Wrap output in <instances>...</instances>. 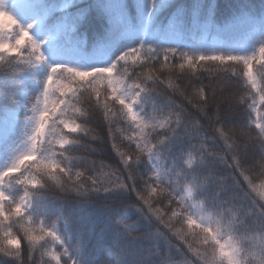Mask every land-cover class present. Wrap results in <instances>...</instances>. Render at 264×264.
I'll use <instances>...</instances> for the list:
<instances>
[{
    "label": "snow or ice",
    "instance_id": "6c2138e0",
    "mask_svg": "<svg viewBox=\"0 0 264 264\" xmlns=\"http://www.w3.org/2000/svg\"><path fill=\"white\" fill-rule=\"evenodd\" d=\"M221 4L216 0H193L190 5H184L178 0H109L105 5L109 27L95 43L97 51L110 57L107 64L90 68H81L66 63H51L44 48L51 42L53 47H59L65 43L74 42L81 48L87 45L86 37L79 29L89 18L87 5H80L76 0H0V13L10 18V28L0 30V43L5 46L0 51V62L6 57L14 54L15 63L21 67H13L8 76L10 83L6 84L4 91L0 92V98L11 111H17L19 105L18 96H25L30 99L24 87V81L31 79L38 85L39 92L36 96V104L32 111L34 117H27L25 127L31 125V132L27 134V150L22 154L24 157L36 158V171L30 176H20L16 183L23 186V195L19 198L10 196L5 190L9 177L15 173L19 176L23 165L21 156L16 149L11 148L8 152V159L3 168H0V218L9 219L13 216H22L25 209L32 204V197L36 193L30 189L42 186L41 176L57 181L56 173L62 165L57 156L63 157L65 161L73 159L71 155L63 151H48L44 149L40 137L46 129L42 127L43 121L52 117V123L59 126L53 131L57 133L55 145L61 148L79 144L75 139L80 133L88 135L91 139H99L94 131L89 130L81 121L86 117L85 105L88 101H95V106L104 110V120L108 124V136L115 139L114 133H120L121 139L127 140L135 145L136 162L140 156L147 153L149 156L154 151L150 143L153 132L159 130L164 135L158 138V143L168 140L166 130L174 122L179 125L181 114L187 112L182 105L177 104L173 96L183 97L193 109H196L200 119L212 122L214 131L224 140L229 150L233 144L228 143L237 135L232 129L215 127L214 117L218 118L222 111L220 103L215 105V112L212 111L211 99L217 95V87L211 83L204 85H192V92L187 91L186 86L175 84L167 79V89L171 95L162 94L159 90L166 80L161 79L164 70L179 68L190 69L193 75L198 68L212 63L218 65L212 70V75L217 72L228 74V80L220 85L223 90L228 83H237L240 88L247 87L253 92L252 103L249 107L257 112V100L264 105V83L259 79L258 72L264 68V16H252L246 12H240L232 17L227 23H218L216 13ZM25 19L22 21L20 17ZM163 18V19H162ZM34 29H38L42 35L37 37ZM23 36V39L20 37ZM137 39L134 46L119 48V40ZM19 40V43L16 41ZM250 48L251 51H242ZM26 49V51H25ZM118 49V54L114 50ZM185 49H187L185 51ZM228 49L225 53L223 50ZM240 50L243 54H240ZM236 51L237 54H233ZM175 59L177 63H171ZM159 65V68L156 65ZM46 66L47 71L43 77L37 79V69ZM227 65V67H224ZM234 66V67H229ZM59 77V78H58ZM223 79V77H221ZM104 85L103 88L99 87ZM228 106L223 108L226 117L233 114L232 103L235 100L239 103L245 102V95L242 91L230 93ZM118 106V111L111 107ZM179 109V110H177ZM123 122L126 127H120ZM259 125V134L264 136V122L255 121ZM116 125V127H113ZM187 130V129H186ZM8 127L4 129V136L7 137ZM199 134V133H198ZM240 136L248 133L244 130L239 132ZM51 143V142H50ZM114 149L120 156L123 169L111 172L114 179L105 181L109 186L106 190H127L134 194L152 214L160 218L163 210L153 208L152 197L157 195L155 187L148 186L146 195L143 191H137L138 184L136 170L133 168L132 151L120 152L119 145L114 143ZM92 147V145H88ZM44 150L45 155L41 156L40 151ZM158 158V157H157ZM75 159H85L88 164H94L87 156H76ZM191 163V161H189ZM235 171L243 177L248 188L255 192L261 200H264V183L257 186L246 170H242V158L232 156V165ZM156 167V166H154ZM264 167V165H262ZM120 173V174H118ZM122 173H127L126 177ZM160 169L156 167L155 175L159 177ZM64 176H71L74 182H79L83 173L75 171L70 167L63 168L61 173ZM109 173L101 171L89 177L92 183H97L96 176L104 177ZM236 184H241L237 177H233ZM58 183L63 186L62 181ZM82 186V185H81ZM186 195L192 199L193 187L186 188ZM143 216V209L137 208ZM179 213L173 212L176 216ZM147 219V216H144ZM60 217H57L59 220ZM83 219V217H81ZM223 215L215 218L207 213H202L200 227L210 234L213 243L216 244L214 256L208 257L199 249L191 248L189 251L197 255L203 264H239L235 253L239 250L238 242L230 235L221 239L222 235L229 232L233 220L225 222ZM124 236L133 235V226L127 223V218L121 216L117 221ZM188 225L195 222L191 216L186 220ZM62 229L53 221L47 224L40 219L37 227L29 226L25 229L27 240L31 249L43 247L44 254L48 257L50 264H66L71 259V264H81L76 256L87 255V241L81 239L79 231L76 233L75 242L71 243V236L66 237L65 232L70 231V221L63 219ZM120 232L105 243L97 242L95 253L97 258L102 257L105 252L114 254L112 264H127L126 257L129 255V248L126 240L119 239ZM145 239L159 240L163 238L166 244L167 237L162 232H149ZM20 240L11 234L8 235L7 247L17 249L20 247ZM84 264H86L84 260ZM163 264H171L170 261H163Z\"/></svg>",
    "mask_w": 264,
    "mask_h": 264
},
{
    "label": "clouds",
    "instance_id": "9594fccd",
    "mask_svg": "<svg viewBox=\"0 0 264 264\" xmlns=\"http://www.w3.org/2000/svg\"><path fill=\"white\" fill-rule=\"evenodd\" d=\"M76 2L80 3L82 0H76ZM212 2L215 4L216 0H212ZM261 16H264V14ZM11 24L10 18L0 13V30L10 28ZM20 39H23V36ZM16 42L19 43V40ZM4 49L5 46L0 43V51H4ZM15 60L16 57L12 54L6 57L3 62H0V75L5 77L4 87L10 83L8 76L11 74L12 68L21 67V65L15 63ZM258 76L260 81L264 83V68L259 70ZM38 92L39 89L37 88L35 95L30 96V99L25 96L17 97L19 100L17 108L23 111V122L13 148L21 156L23 168L19 176L13 173L9 177L8 185L10 187L6 186L5 188L10 196L17 199L23 195V186L16 183V181L20 176H30L36 171V158L24 157L22 154L28 148L25 141L27 140V134L31 132V125L28 128L25 127L26 118L35 116L32 108L36 104ZM242 92L245 95V102L239 103L234 100L232 111L239 110L246 113L247 119L235 124L226 123L227 117L221 111L218 118H213L214 124L215 127L232 129L236 133L237 130L239 132L244 130L248 133L246 136L236 135L237 138L233 144L234 151H232L231 156L235 155L237 158H241V153L246 154L249 147L253 146L256 150V158L247 166V169H245L242 162V170L257 174L260 182L264 183V167H262L264 165V136L259 134V125L252 119L251 113H253V110L249 107L251 103L248 102V98H252L254 93L249 92L247 87ZM0 102L5 105L2 98H0ZM5 107L7 106L5 105ZM111 107L118 111L116 104H112ZM100 109L95 106L94 100L88 101L85 105L87 115L81 121L89 130L97 132L96 136L98 137V130L94 129L90 121ZM58 126V124L52 123V117H48L43 121L42 127L46 131L40 139L43 141L44 149L48 151L55 150L56 152L63 151L71 155L73 159L65 161L63 157L57 156L62 165L60 171L56 173L57 181L44 175L41 176L42 186L30 189L36 194L32 197L31 206L25 209L24 215L13 216L9 219L0 218V264H50L48 257L44 254L43 247L35 250L31 249L25 232V229L29 226V221H31V226L35 228L40 219H43L47 224L56 221L58 225H61L63 219L68 218L70 231L65 232V236H71L70 242L74 243L77 231H79L81 239H84L86 230L88 232L95 230V219L92 213H86L84 216L74 215L75 210L69 208L70 203L73 201L92 203L94 198L98 196L110 195H119L127 197V199L118 207L110 202L102 204L107 212L103 227L111 229L113 236L120 232L119 239L132 242L144 240L148 244V247H144L141 255L133 257L132 253L129 252V255L125 258L127 264H163V261L159 259V246H154L152 240L144 238L146 233L157 231L164 233L169 241L170 248L183 253V264H203L197 255L189 251L190 246L199 249L208 257L214 256L216 244L213 243L210 234L200 227L203 222L202 213H207L213 218L223 215L226 218L225 222H228V220L234 221L229 232L222 235L221 239H226L230 235L238 242L239 250L235 255L239 260V264H264V200L253 196L248 186L234 183V176L230 183L229 177L213 166L215 153L206 146L211 137L206 133H202L203 123L199 114L189 117L187 114L182 113L179 125L173 120L169 129L166 130L169 139L164 143L157 142L158 138H161L164 133L159 130L153 132L150 143L154 147V151L151 156L145 153L136 162V154L132 150V166L136 170V179H138L139 173V179L142 181L138 185L137 191L146 192L148 186L157 189V195L152 197L151 206L163 210L160 218L152 216L148 209L136 199L135 195L127 190H106L109 186L99 176H96L97 183H92L89 177L95 174V170L91 169V174H89L88 161L75 159L76 156L85 157L87 156L86 153L95 150L93 146L88 147V145H92L89 142L91 138L82 132L75 137L80 141L79 144L61 148L54 143L57 133L53 129ZM91 140L96 141L98 139ZM77 153L80 154L77 155ZM45 154L44 150L40 151L41 156ZM154 166L160 169L158 178L155 175L156 167ZM65 167L72 168L73 175L75 171H81L83 175L80 181L74 182L71 176L62 175L61 173ZM141 168L143 169L142 173L140 172ZM58 181H62L63 186ZM189 186L193 187L194 190L192 199H189L186 195V188ZM137 208L143 209V216L137 211ZM173 212L179 214L173 216ZM122 215L127 218V223L133 226L135 240L124 236L120 231L122 226L117 221ZM144 216L148 218L145 219ZM189 216L195 222L191 226L186 223ZM57 217H60V219L57 220ZM141 225L147 226L143 232L140 231ZM9 234L20 240L19 248L9 249L7 247ZM75 258L81 261V264H84L83 257L76 256ZM114 259V254L110 252V259L107 264H112ZM66 264H71V259H68ZM218 264H223V262H218Z\"/></svg>",
    "mask_w": 264,
    "mask_h": 264
},
{
    "label": "trees",
    "instance_id": "16d2710c",
    "mask_svg": "<svg viewBox=\"0 0 264 264\" xmlns=\"http://www.w3.org/2000/svg\"><path fill=\"white\" fill-rule=\"evenodd\" d=\"M109 2V0H82V2L78 3L80 5H87L89 8V18L85 24H82L79 31L83 34L87 39V44L96 43L97 39L101 37L105 31L106 26L109 23L107 17V9L105 5ZM123 2V0H122ZM179 3L184 5H190L193 0H178ZM221 4L220 9L216 13V19L218 23H227L231 20L232 17L236 16L240 12H246L252 16H261L264 14V0H219ZM23 21L25 18L23 16L20 17ZM163 19V18H162ZM34 34L37 37H40L42 33L37 29H34ZM125 46H134L137 43V39H123ZM51 43V42H50ZM74 42L65 43V45H72ZM62 47V46H59ZM187 49H185L186 51ZM250 48L242 49V51H249ZM45 53L47 54V47L44 48ZM225 53L228 49L223 50ZM240 51V50H237ZM240 51V54L243 52ZM118 54V52H117ZM233 54H237L236 51H233ZM110 60L109 56H106L104 60L100 63L101 65L107 64ZM171 63H177L175 59L171 61ZM159 68V65H156ZM224 67H227L225 65ZM218 65L216 64H206L202 68H198L196 70V74L193 75L190 69L185 68L181 70L179 68H173L171 70H164L161 74V79L166 80L164 85L160 86V91L162 94L171 95L169 90L167 89V79H171V81L175 84H180L182 86L187 87V91L189 93L192 92V85L198 86L201 82L204 85H209L210 78L211 83L216 85L217 87V95L216 97L212 98L210 103L212 105V111L215 110V105L220 103L223 108L228 106V96L230 93L243 91L240 88L239 84L237 83H228L225 88L222 90L220 88L221 84H224L225 81L228 80V74L217 72L215 75H212V70L217 69ZM223 77V79H221ZM167 78V79H166ZM29 80L24 81V87L26 91H28L27 84H29ZM4 81L5 77L0 75V92L4 91ZM99 87L103 88L104 85H100ZM173 99L176 101L177 104L182 105L184 108L187 109V112L190 114L189 117L197 116L198 113L196 109H193L191 105L181 96L175 95ZM257 100V112L251 113L252 119L254 121L260 120L264 122V105H261L259 98L256 97ZM248 102L252 103V98H248ZM7 111L3 102H0V116L3 115ZM104 110L100 109V111L94 116L90 123L94 127V129L98 130L99 139L96 141H92L89 139V142L92 144L94 151H90L86 153L87 157L90 161H94V164H90V173L91 169H94L96 173H100L101 171L109 173L108 176L104 177L105 181H110L114 179L111 176V172L117 169L122 170L123 165L120 160V156L117 154V149L113 148V144L116 143L119 145L120 152H129L135 149L134 144H130L129 141L121 139L120 133H114L115 139H111L108 136V124L105 122L103 117ZM232 121H228L226 119V123H239L243 122L247 119V114L244 112H240L239 110L233 112L231 115ZM203 129L202 133H206L211 139L207 142V147L214 151L215 159L213 161V166L221 173L227 175L229 177V182L231 183L232 177H237L241 184L247 187V184L243 181V177L239 175V172L235 171V165L233 164L231 168L228 167L229 164H232V156L231 153L234 149L229 150L225 145L223 139L220 138L219 134L214 131L212 122L209 120L202 119ZM116 127V125H113ZM120 127L124 128L126 125L123 122H120ZM231 127V125H229ZM94 135L97 132L94 131ZM237 135H239V131L237 130ZM237 137L234 136L232 139L228 141V143H232ZM80 153H77L79 155ZM242 162L244 164L245 169L247 166L256 158V150L253 146L249 147V151L245 153H241ZM140 172H143V169H140ZM258 172V169H257ZM120 174V173H118ZM126 177V173H122ZM247 174L251 177L253 182L259 186L261 184L260 180L257 178V174L249 173ZM138 185L142 183L139 179H137ZM264 191V189H260ZM147 193L145 192V195ZM251 194L256 198L259 196L251 191ZM127 197L119 196V195H110V196H98L94 198L92 203L87 202H80L77 203L75 201L71 202L69 205L70 209L75 210L74 215L79 214L84 216L86 213H92L95 219V230L92 232L85 231L84 239L87 241V248L88 252L87 255L83 257L86 264H107L110 259V252H105V254L100 257L99 259L95 253V245L99 241H103L107 243L111 237L112 232L109 228H104V219L107 215L106 210L102 207L103 203H112L114 206H119ZM62 229V224L60 225ZM147 226L141 225L140 231H145ZM103 229V230H101ZM153 245L159 246V259L162 261H170L171 264L179 263V261L184 260L183 253L177 252L175 249L169 247L165 241L160 238L159 240H152ZM127 247L129 248L130 252L132 253L133 257L141 255L143 252L144 247H148L147 242L144 240L139 241H125Z\"/></svg>",
    "mask_w": 264,
    "mask_h": 264
},
{
    "label": "rangeland",
    "instance_id": "374dc122",
    "mask_svg": "<svg viewBox=\"0 0 264 264\" xmlns=\"http://www.w3.org/2000/svg\"><path fill=\"white\" fill-rule=\"evenodd\" d=\"M94 54V56L95 55H97V53L95 52V53H93ZM83 57L82 58H88V57H91L89 54H86L85 53V55H82ZM227 119H228V121L230 120V121H232V118H231V116H229V117H227ZM11 131V127H10V129H8V132H10ZM8 134V133H7ZM4 139V137L0 140V141H2ZM176 264H183V260L182 261H179V263H176Z\"/></svg>",
    "mask_w": 264,
    "mask_h": 264
}]
</instances>
